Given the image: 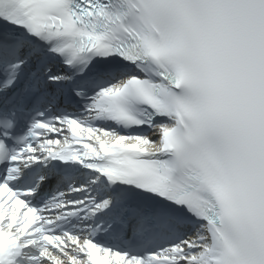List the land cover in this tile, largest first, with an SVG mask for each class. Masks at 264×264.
<instances>
[{"label": "snow or ice", "instance_id": "obj_1", "mask_svg": "<svg viewBox=\"0 0 264 264\" xmlns=\"http://www.w3.org/2000/svg\"><path fill=\"white\" fill-rule=\"evenodd\" d=\"M0 264H264V0H0Z\"/></svg>", "mask_w": 264, "mask_h": 264}]
</instances>
